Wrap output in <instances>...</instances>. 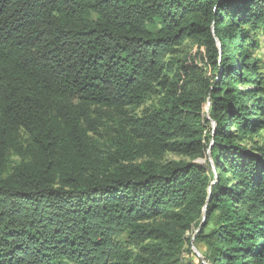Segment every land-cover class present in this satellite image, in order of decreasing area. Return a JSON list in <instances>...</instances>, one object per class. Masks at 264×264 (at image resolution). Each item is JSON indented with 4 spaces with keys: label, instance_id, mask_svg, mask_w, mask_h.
Here are the masks:
<instances>
[{
    "label": "trees",
    "instance_id": "16d2710c",
    "mask_svg": "<svg viewBox=\"0 0 264 264\" xmlns=\"http://www.w3.org/2000/svg\"><path fill=\"white\" fill-rule=\"evenodd\" d=\"M263 31L264 0H0V264H264Z\"/></svg>",
    "mask_w": 264,
    "mask_h": 264
},
{
    "label": "rangeland",
    "instance_id": "374dc122",
    "mask_svg": "<svg viewBox=\"0 0 264 264\" xmlns=\"http://www.w3.org/2000/svg\"><path fill=\"white\" fill-rule=\"evenodd\" d=\"M257 37L259 40V48L257 50V55L262 58L263 63H264V31L263 32H258ZM191 48V42L190 41H185L180 47L177 48L175 55L178 57H184L185 53ZM156 101V96H152L151 99L146 101L143 105L140 107L136 108L135 111L140 113L142 112L145 108L150 107L154 102ZM111 131V125H108L105 129L103 128L101 130L100 134V140L103 142L105 140V136L109 134ZM254 140L257 141V144H263L264 143V130L261 131L260 135L254 137ZM252 142H248V146H252ZM178 156L174 154H168V158H177ZM184 259L187 261H191V264H208V262L203 258V253L201 249L198 248L197 245H194L192 247V252L191 254L186 253L184 254Z\"/></svg>",
    "mask_w": 264,
    "mask_h": 264
}]
</instances>
